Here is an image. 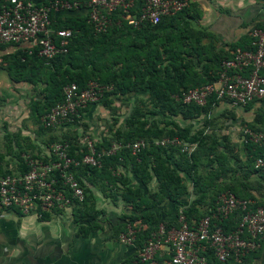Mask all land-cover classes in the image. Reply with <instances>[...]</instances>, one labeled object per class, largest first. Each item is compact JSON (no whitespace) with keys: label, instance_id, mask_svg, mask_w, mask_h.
Masks as SVG:
<instances>
[{"label":"trees","instance_id":"trees-1","mask_svg":"<svg viewBox=\"0 0 264 264\" xmlns=\"http://www.w3.org/2000/svg\"><path fill=\"white\" fill-rule=\"evenodd\" d=\"M186 12L187 8L174 16L161 18L155 25L145 24L139 29H132L122 18L113 16V22L119 21V24H113L104 34L99 35L91 32L84 17L54 18V14H51V22L55 29H69L72 32L67 52L45 61L36 56L34 48L30 52L16 48L10 53L13 60L7 65V76L12 83L37 86L40 99L30 97L27 104L29 113L35 120L40 119L50 107L60 101L65 85L74 84L78 89H82L88 81H94L100 86L109 88L98 98L105 108L110 105V100L106 98L112 95H125L145 90L147 91L146 100L152 108L146 113L179 116L183 120L193 119L196 115L203 114L216 106L219 100L210 97L204 106L197 107L191 104L183 105L173 99V96L181 91L214 82L221 62L229 59L230 56H224L218 52L212 53L205 60L197 58L198 63L204 61L197 70L198 63L195 64L191 58L195 54V48L190 49L187 44V28L179 27L186 20L184 17ZM254 27L264 30V25H254L252 28ZM250 29L247 32V40L230 46L231 51L235 48L251 49ZM75 37L84 39V50L71 48V42ZM157 47L159 53H157ZM1 57L4 58V56ZM252 103L243 108L247 110ZM87 107L79 111L80 117ZM253 120H262V118L255 114ZM170 125L171 128L162 129L154 120H139L133 117L126 121L127 130L121 134L126 143L136 140L147 142L137 157L130 156L128 150L121 148L112 155L101 157L100 166L97 168L79 165L71 170L84 194L82 203H75L71 209L76 236L85 238L90 232L99 229L96 219L102 212L94 208L93 196L89 188L83 187L84 184L94 187L95 182L101 183L102 187L120 184L122 189L119 200L128 205L135 214L130 217L131 220L123 222L118 232H121L127 223L137 221L145 226H152L162 222L154 214L153 209L163 203L174 204V212L177 207L185 206L183 208L185 220L196 221L213 212L217 197L224 192H229L238 199L250 200L252 207L264 208V200H255L249 193V190L254 189V183L249 179L251 176H257V185H255L263 190L264 195V170L253 168V161L261 154L262 146L249 142L242 144L245 159L237 160V166L233 171L234 177L230 181L224 177L228 168L225 153L229 150L225 144L217 143L213 137L198 131L191 133L189 126L179 127L175 122H170ZM41 129L48 132L47 129L42 127ZM247 129L255 130L253 127H247ZM261 130H264V126ZM118 137L116 136L117 139ZM162 138H175L178 141L194 144V150L186 155L175 146L153 144V140ZM222 139L227 141V138ZM57 140L66 141L69 146V155H74L76 150L73 144L64 136L60 139L49 136L48 146ZM108 146L107 142L103 147L95 145V150L97 152L106 150ZM32 151L30 149L19 151V155L15 154L18 160L16 170L2 173L1 176L26 171L27 168L21 157L23 154L41 159L39 156L42 152L32 153ZM122 163L129 166V172L141 185H146L153 179L156 189L143 194L141 188L129 187L126 178L121 175L115 176L116 167ZM201 165L207 169L204 177L197 173ZM181 174L190 178L194 195L187 194ZM221 176L228 183L223 188H218V194L206 203L207 190L216 179L222 178ZM187 195L191 196L190 201L183 205L182 198ZM47 218L48 214L45 213L39 220L45 221ZM238 223V215L233 213L218 225L223 232H230L237 228ZM163 224L168 228L174 225V221ZM263 246L264 242H261L258 249L237 259L229 256L222 262L215 260L207 250L206 264H252L255 255L262 250Z\"/></svg>","mask_w":264,"mask_h":264},{"label":"built area","instance_id":"built-area-1","mask_svg":"<svg viewBox=\"0 0 264 264\" xmlns=\"http://www.w3.org/2000/svg\"><path fill=\"white\" fill-rule=\"evenodd\" d=\"M187 6V0H0V46H24L28 52L34 48L37 57L49 61L67 52L72 37L71 30L53 27L51 14L83 9L85 23L94 35H99L113 24H119V21L113 22V16L122 18L132 29H139L145 24L155 25L163 17L174 16ZM249 37L251 49L231 51L230 58L221 62L214 82L181 91L173 99L197 107L204 106L210 97L240 107L262 99L264 30L251 28ZM108 89L94 81H88L82 89L74 84L65 85L60 101L40 117V126L48 131L63 130L78 121L79 111L95 103ZM241 142L263 147L253 161V168L264 170V130L241 129ZM153 144L175 146L186 155L194 150V144L175 138L155 139ZM146 145L144 140L111 142L106 150L97 152L95 145L84 138L73 156L69 155V146L64 140L51 143L39 156L41 159L23 154L25 172L0 176V212L13 210L37 219L45 213L71 212L73 205L81 204L84 199L82 188L71 172L73 168L79 165L97 168L101 157L121 148L137 157ZM184 207L176 208L174 225L168 228L163 222L152 226L137 221L125 224L117 236L121 245L132 246L137 235L142 238L132 260L126 264H206L207 250L222 262L229 256L237 259L252 252L264 242V208L252 207L250 200L224 192L217 197L211 214L189 222L183 215ZM233 213L239 218L237 228L223 232L218 224Z\"/></svg>","mask_w":264,"mask_h":264},{"label":"rangeland","instance_id":"rangeland-1","mask_svg":"<svg viewBox=\"0 0 264 264\" xmlns=\"http://www.w3.org/2000/svg\"><path fill=\"white\" fill-rule=\"evenodd\" d=\"M84 45V39L80 37H75L71 42V48L74 50L79 48L84 50ZM12 60L10 54L4 55V58L0 57V176L2 173L16 170L18 160L15 154L19 155L21 151L30 149L33 150L32 153L36 151L39 153L44 152L49 144V136L55 139H60L61 136L66 137L73 144L75 150L81 148L84 138L99 147H103L105 142L108 144L111 142L124 144L127 141L124 140L121 133L127 130L126 121L134 117L139 118V120H154L157 126L162 129L171 128L170 122H175L179 127L189 126L191 133L198 131L213 137L217 143L225 144L229 150L225 153L228 168L224 177L230 180L234 177L233 171L237 166L236 162L240 160L239 149L242 144V127L236 128L234 132L233 123L230 120H252L255 114L264 120V107L262 105L256 109L257 104H254L249 110L244 111L240 106H231L225 100H220L216 106L203 114L196 115L193 119L183 120L179 116L172 117L159 113L153 115L146 113L152 108L146 100L147 95L143 90L125 95H112L106 98L110 100L108 108L102 106L101 100H97L85 109V114H82L78 121L68 124L63 130L45 132L41 129L40 119L35 120L27 107L30 97H34L36 100L40 99L37 86L26 83H12L9 80L6 68ZM262 101H264V98ZM135 109L138 111H134ZM116 136H119L118 139ZM222 138H227V141H223ZM197 173L204 177L207 169L201 165L198 167ZM117 175L126 178L129 187L141 188L143 194L156 189V183L153 179L148 184L141 185L131 175L129 166L126 163L119 164L116 167L115 176ZM181 177L187 194H192L193 188L190 178L183 174H181ZM221 177L216 179L207 190L206 203L218 194V188H223L228 183L223 176ZM251 177L255 178L257 176ZM251 177L249 180L253 183ZM102 186L101 183L95 182L94 187L89 184H84L83 187L89 188V191L90 187L95 190L94 208L102 212L96 219L99 228L112 231L111 234L116 237L121 228L120 223L131 220L130 217L135 214L128 205L119 200L120 190L122 189L120 184ZM165 206L166 203H163L153 209L161 221H164V217L170 212ZM255 256L252 264H264V246Z\"/></svg>","mask_w":264,"mask_h":264},{"label":"crops","instance_id":"crops-1","mask_svg":"<svg viewBox=\"0 0 264 264\" xmlns=\"http://www.w3.org/2000/svg\"><path fill=\"white\" fill-rule=\"evenodd\" d=\"M187 2V12L184 15L186 20L179 27L187 28V44L188 48H195V54L191 56L195 64L198 63L197 58L205 60L212 53L220 52L229 57L230 46L246 41L247 32L254 25H264V0H187ZM83 15V9H79L70 13H55L54 18L83 17ZM23 47L2 45L0 57ZM157 53H159L158 47ZM202 63L204 61L198 63L197 70ZM145 92L147 95V91ZM262 99L253 102L250 107L254 104H257L256 109L261 105L264 107ZM253 118L230 120L233 123V131L240 126L241 129L253 127L255 130H261L264 120H253ZM241 145L239 159L243 161L245 153ZM251 179L253 183L257 182L256 177ZM256 185L254 184V189L249 190L250 195L255 200H264L263 190ZM90 192L94 198L95 190L90 187ZM190 197L187 195L182 198V204H187ZM165 207L170 212L162 222H172L175 217V205L166 203ZM70 213L53 212L48 214L45 221H40L33 215L21 216L13 210L0 212V264H126L130 262L142 241L140 236H137L136 243L132 246H123L117 241L120 232L114 237L112 231L100 228L82 238L75 235V224ZM154 214L157 216L155 212ZM122 224L123 222L120 223Z\"/></svg>","mask_w":264,"mask_h":264}]
</instances>
